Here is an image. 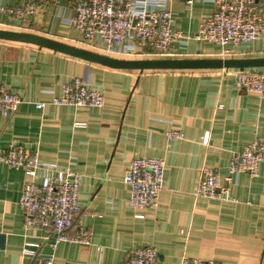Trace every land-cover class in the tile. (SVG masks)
Listing matches in <instances>:
<instances>
[{
  "label": "crops",
  "instance_id": "crops-1",
  "mask_svg": "<svg viewBox=\"0 0 264 264\" xmlns=\"http://www.w3.org/2000/svg\"><path fill=\"white\" fill-rule=\"evenodd\" d=\"M186 1L171 0L172 29L193 36L213 4ZM258 2L264 6V0ZM57 11L51 2L22 20L0 11V28L70 44L80 40L77 30L60 23ZM219 50L212 43L189 40L184 46L176 43L172 58H220ZM251 57H264V37L233 47L226 58ZM231 70L116 69L0 39V84L22 98L15 112L0 115V150L10 143L24 145L37 149L41 162L67 165L82 174L81 211L66 233L73 237L76 226L85 225L91 243H58L56 264H122L130 250L144 244L157 248V264H180L183 255L219 264H264V162L257 176L239 175L230 190L233 200L192 194L201 166L223 176L233 151L264 140V99L236 88ZM85 73L102 90L103 108L49 104L63 83ZM36 102L46 105L36 108ZM171 127L184 138L168 140L164 132ZM144 156L164 159V186L155 206L139 210L129 205L123 177L130 160ZM25 179L21 169L0 164V264H39L49 251V230L23 229L18 199ZM26 243L35 255H22Z\"/></svg>",
  "mask_w": 264,
  "mask_h": 264
},
{
  "label": "built area",
  "instance_id": "built-area-1",
  "mask_svg": "<svg viewBox=\"0 0 264 264\" xmlns=\"http://www.w3.org/2000/svg\"><path fill=\"white\" fill-rule=\"evenodd\" d=\"M26 0L14 6H3L0 11L16 19L35 16L48 5L58 6L57 16L62 25L77 30L81 41L109 56L125 59L172 58L175 45L209 42L219 47L220 58L233 53V47L246 45L264 37V6L258 0H207L213 4L209 15L200 19L193 36L172 29L171 0ZM187 5L192 0L186 1ZM231 46V48H229ZM93 51V50H92ZM97 52V51H96ZM226 70V69H224ZM236 88L264 99V67L232 69ZM22 101L18 93L0 84V115L8 116ZM77 108H103L102 90L93 85L89 74L74 76L63 83L61 92L49 102ZM45 102H36L43 108ZM77 126L81 123H76ZM168 140H182L183 132L171 127L164 132ZM209 132L204 133L207 143ZM264 162V140L255 139L240 150L233 151L226 174L220 176L203 165L192 194L219 201L230 198L231 187L241 173L257 176L258 166ZM0 164L21 169L26 176L21 187L18 204L22 211L23 229H47L49 251L40 256L39 264H56L55 250L62 241L88 245L91 231L85 225L76 226L73 237L67 235L81 211L79 189L82 174L69 166L41 162L38 150L10 143L0 150ZM123 181L129 187V205L144 210L156 205L164 184V159L161 157H135L128 164ZM137 214L136 217H143ZM26 243L22 255H35ZM159 253L151 244L129 251L122 264H157ZM180 264H219L212 258L183 255Z\"/></svg>",
  "mask_w": 264,
  "mask_h": 264
},
{
  "label": "water",
  "instance_id": "water-1",
  "mask_svg": "<svg viewBox=\"0 0 264 264\" xmlns=\"http://www.w3.org/2000/svg\"><path fill=\"white\" fill-rule=\"evenodd\" d=\"M0 39L34 44L48 48L91 63L111 68L138 70L156 69H235L264 67V57L251 58H152L125 59L79 47L67 42L53 39L33 32L16 31L0 28Z\"/></svg>",
  "mask_w": 264,
  "mask_h": 264
},
{
  "label": "rangeland",
  "instance_id": "rangeland-1",
  "mask_svg": "<svg viewBox=\"0 0 264 264\" xmlns=\"http://www.w3.org/2000/svg\"><path fill=\"white\" fill-rule=\"evenodd\" d=\"M71 42H73V45H76V46H79V47H84V48H87L89 50L100 52L99 50L94 49L93 47L84 44L81 40H78V41L76 40V41H71Z\"/></svg>",
  "mask_w": 264,
  "mask_h": 264
}]
</instances>
